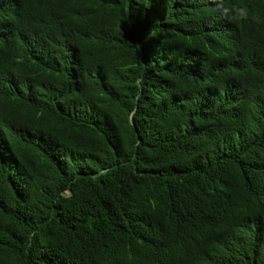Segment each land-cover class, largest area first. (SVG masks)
<instances>
[{
	"label": "trees",
	"instance_id": "1",
	"mask_svg": "<svg viewBox=\"0 0 264 264\" xmlns=\"http://www.w3.org/2000/svg\"><path fill=\"white\" fill-rule=\"evenodd\" d=\"M225 5L0 0V264H264V0Z\"/></svg>",
	"mask_w": 264,
	"mask_h": 264
},
{
	"label": "clouds",
	"instance_id": "2",
	"mask_svg": "<svg viewBox=\"0 0 264 264\" xmlns=\"http://www.w3.org/2000/svg\"><path fill=\"white\" fill-rule=\"evenodd\" d=\"M215 4L216 9L219 11L222 17L229 20H235L236 22H243L250 19L249 10L244 7H228L225 5V0H211ZM251 20L259 23L260 18L258 15H253Z\"/></svg>",
	"mask_w": 264,
	"mask_h": 264
}]
</instances>
